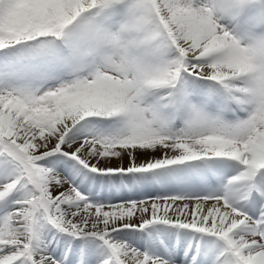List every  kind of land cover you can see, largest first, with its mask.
<instances>
[{"label": "snow or ice", "instance_id": "snow-or-ice-1", "mask_svg": "<svg viewBox=\"0 0 264 264\" xmlns=\"http://www.w3.org/2000/svg\"><path fill=\"white\" fill-rule=\"evenodd\" d=\"M0 264H264V0H0Z\"/></svg>", "mask_w": 264, "mask_h": 264}]
</instances>
